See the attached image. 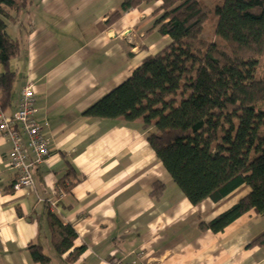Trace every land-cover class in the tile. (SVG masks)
<instances>
[{
    "label": "crops",
    "instance_id": "crops-1",
    "mask_svg": "<svg viewBox=\"0 0 264 264\" xmlns=\"http://www.w3.org/2000/svg\"><path fill=\"white\" fill-rule=\"evenodd\" d=\"M31 1L19 21L9 23L20 53L10 64L17 72L11 106L0 113L12 116L31 85L34 119L52 147L33 168L34 187L10 192L12 143L0 135V264H40L31 246L49 264H128L138 256L147 264H264V246L249 247L264 230V215L249 212L218 234L200 227L249 188L193 206L149 147L150 131L141 122L84 116L171 42L154 27L161 2L121 11L124 0ZM22 141L27 144L25 136ZM156 183L166 185L159 200L151 196ZM49 214L76 231L74 248H85L76 262L54 251Z\"/></svg>",
    "mask_w": 264,
    "mask_h": 264
},
{
    "label": "trees",
    "instance_id": "trees-1",
    "mask_svg": "<svg viewBox=\"0 0 264 264\" xmlns=\"http://www.w3.org/2000/svg\"><path fill=\"white\" fill-rule=\"evenodd\" d=\"M161 2L158 33L171 42L142 64L120 86L84 112L87 118L141 122L149 147L193 206L221 202L242 186L250 189L228 211L200 227L214 234L243 215H264V0H124L121 11ZM31 0H0V108L11 106L17 79L11 62L20 44L9 23ZM214 33L206 39V29ZM16 181L9 188L14 191ZM65 182L61 187L67 190ZM73 184L70 186V188ZM166 189L156 183L151 196ZM54 251L76 262L85 248H74L76 231L48 216ZM264 246V230L249 247ZM33 259L49 264L31 246Z\"/></svg>",
    "mask_w": 264,
    "mask_h": 264
},
{
    "label": "built area",
    "instance_id": "built-area-1",
    "mask_svg": "<svg viewBox=\"0 0 264 264\" xmlns=\"http://www.w3.org/2000/svg\"><path fill=\"white\" fill-rule=\"evenodd\" d=\"M34 97L33 88L28 85L20 94L15 113L12 116L0 113V135L7 137L12 143L6 167L16 173L15 192L34 187V166L43 163L51 155L52 141L44 127L34 119L37 112ZM23 136L27 138V144L23 143ZM50 207L56 209V203H50ZM128 264L147 263L138 256Z\"/></svg>",
    "mask_w": 264,
    "mask_h": 264
},
{
    "label": "rangeland",
    "instance_id": "rangeland-1",
    "mask_svg": "<svg viewBox=\"0 0 264 264\" xmlns=\"http://www.w3.org/2000/svg\"><path fill=\"white\" fill-rule=\"evenodd\" d=\"M203 1L206 2V4L208 6H211V5H213L214 0H203ZM213 33H214L213 25H209L208 28L206 29V34H205L204 38L210 39L212 37ZM258 73L260 74V76L262 75V77L264 78V63L262 65V67L259 68Z\"/></svg>",
    "mask_w": 264,
    "mask_h": 264
}]
</instances>
